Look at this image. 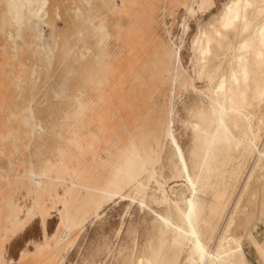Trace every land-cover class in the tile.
<instances>
[{
	"label": "rangeland",
	"instance_id": "rangeland-1",
	"mask_svg": "<svg viewBox=\"0 0 264 264\" xmlns=\"http://www.w3.org/2000/svg\"><path fill=\"white\" fill-rule=\"evenodd\" d=\"M229 1L215 0L216 6L211 10H198L196 0L50 2L51 19L48 24L27 21V31L21 39L20 28L11 20L9 11L6 16L3 15L7 10L6 0H0V16H4L0 23V57L3 61H0V77L7 87L4 90L10 96L6 100L0 99V190L5 189L8 195L13 196L21 219L26 217L36 198L30 190L31 182L25 177L31 171L33 162L41 166L58 147L66 145L68 136L75 129L84 134L97 132L96 124L81 125V128L72 126L71 116L81 107L80 102L85 97L97 96L94 90L100 87L102 69L107 73L108 81L115 80L108 86L105 100L107 113L116 118L111 127L113 137L102 142L99 157L89 151L74 152V171L68 183L58 184L55 190L44 196V205L48 210L45 225L50 236L57 232L61 222L59 197L66 191L74 199L84 202L94 197V200L102 201L100 216L93 215L95 205H91L84 215L90 220L71 238L75 244L59 254L63 264H116L124 247L129 246L139 252L149 238L153 219L167 208L160 200L163 192L175 198L182 191H187L190 184L186 178H171L172 170L166 160L163 161L164 176L157 174L155 178H149V174L145 173L140 178L146 184L145 199L136 195L137 183L126 185L111 200L101 198L93 184L102 177H105V182L111 178L113 165L122 162L132 141L143 152L153 146L157 148L156 130L160 127V136L163 135V128L175 116L172 113L175 108L178 111L176 133L188 160L186 148L191 131L183 121H188L187 109L194 104L197 94L182 92L180 79L190 81L195 76L192 51L195 43L199 44L211 19ZM192 6L197 9L195 15L190 13ZM102 23L107 24L110 32L104 43L99 32ZM117 23L122 28L124 42L127 45L130 43V49L137 53L133 65L130 64V57L126 58L123 54ZM11 33L14 39L10 37ZM15 40L18 42L15 43ZM110 59L121 62L123 68H115ZM81 68L86 69L85 72H80ZM175 85L177 90L173 93ZM206 85V81L196 80L197 87ZM26 107L33 109L34 118L30 122L26 120ZM260 111H256L254 116V132H259L264 138V129L261 132L263 125L258 119L262 117ZM165 142L162 139L163 145ZM253 159H249V165L254 163ZM80 167L86 168L88 173L83 182H79L77 176ZM244 178L233 173V191L243 186ZM100 183L104 184V181ZM185 194L190 195V192ZM153 195L157 197L156 201ZM251 205L250 211H256V218L249 222L248 227L264 244V214L260 215L258 206ZM1 211L0 204V218L3 219ZM14 213L12 209L8 210V225L15 219ZM5 226L0 223V236H5ZM130 228L135 230L133 236L130 235ZM238 233L245 235L246 230L240 228ZM170 236L168 232V238ZM43 240L42 215L38 213L25 227L4 241L3 249H0V264H41V260L34 261L31 255L26 260L21 256L23 251H34L36 243ZM244 248L252 264H263L248 241H245ZM183 253L179 264H190L186 260L190 255L188 246Z\"/></svg>",
	"mask_w": 264,
	"mask_h": 264
},
{
	"label": "bare ground",
	"instance_id": "bare-ground-1",
	"mask_svg": "<svg viewBox=\"0 0 264 264\" xmlns=\"http://www.w3.org/2000/svg\"><path fill=\"white\" fill-rule=\"evenodd\" d=\"M50 2L6 0L7 10L3 15L6 16L9 11L11 20L20 28L19 34L23 39V34L27 31L25 30L27 21L29 23L43 21L48 24L51 16ZM196 3L198 10H211L216 6L215 0H196ZM196 12V7L192 6L190 13L195 15ZM3 15L0 16V23ZM116 28L123 54L126 58L130 57V64L133 65L137 53L130 49V43L127 45L124 42L119 23L116 24ZM205 30L201 41L199 44L195 43L192 50L195 76L190 81L181 78L179 84L182 92L193 91L197 94L196 101L187 109L188 121H183L188 124L186 127L191 131L190 143L186 148L188 160L176 133L175 120L178 111L174 107L175 111L172 110V113L174 112L175 116L163 128V138L159 133L160 127L156 130L157 148L153 146L143 152L136 142L132 141L122 162L113 165L110 179L105 182V177H102L95 184L91 181L94 189L100 192L101 198L111 200L120 194L126 185L137 183L135 193L145 199L146 184L145 181H140V178L145 173L149 174V178H155L157 174L164 176L163 161L166 160L172 170L171 178L185 177L190 184L189 187L186 186L190 195L185 194L187 191H182L173 198L163 192L160 200L167 208L165 212L157 213L153 219L149 238L139 252L129 246L124 247L116 264H179L182 262L180 260L185 254L183 252L186 246L190 255L185 258L190 264H252L244 248L245 241L255 248L259 260L264 264V244L248 227L249 222L256 218V211H250L251 203L254 207L258 206L260 215L264 214V138L259 132H254L253 123L256 111L258 113L260 109L259 114H262V117L258 119L263 125L261 132L263 131L264 0L226 2L222 10L209 22L208 30ZM99 32L101 41L106 42L110 36L106 23L99 26ZM10 37L14 39L13 33ZM17 42L15 40V43ZM110 60L118 70L123 68L118 60ZM0 61L3 63L2 57ZM85 70L81 68L80 72ZM101 72L100 87L94 90L97 96L87 94L88 97L80 102L81 107L73 113L72 121L70 120L72 126L76 128L96 124L98 131L84 134L75 129L70 136L67 135L66 145L58 147L41 166L34 164L33 160V167L25 177L31 182L30 190L35 193L36 198L24 219L20 217V210L16 209L13 196L8 195L5 189L0 190L3 217L0 218V223L6 224L5 236H0L1 250L4 241L12 233L25 227L36 214L41 213L44 240L36 243L34 251H23L21 259L26 260L31 255L34 261L41 260V264H63L59 254L75 244L71 238L90 220L89 216L84 215L88 213L91 205H95L93 215L100 216L99 211L102 207L100 199L88 198L84 202L74 199L70 192L66 191L59 197L62 205L61 222L57 232L50 236L45 225L48 210L44 205V196L55 190L58 184L68 183L74 171L72 164L74 152L89 151L95 157H99L102 142L113 137L111 127L116 118L107 113L105 100L107 88L115 80L108 81L104 69ZM197 79L206 81L207 85L197 87ZM165 83L164 81V85ZM6 88L0 77V99L6 100L10 97L4 90ZM176 90L177 85L172 92L176 93ZM24 111L26 120L30 122L34 118L33 109L26 107ZM162 139L166 140L164 145ZM249 159H253L254 163L249 165ZM233 173L245 177L244 184L238 191H233L232 188ZM87 174L86 168L80 167L77 175L79 182L85 181ZM102 180L104 184L100 183ZM153 198L157 200L154 195ZM140 203L143 204L144 201ZM9 209L15 212V219L8 225ZM240 228L246 230L245 235L238 233ZM134 234L135 230L131 229L130 235Z\"/></svg>",
	"mask_w": 264,
	"mask_h": 264
},
{
	"label": "crops",
	"instance_id": "crops-1",
	"mask_svg": "<svg viewBox=\"0 0 264 264\" xmlns=\"http://www.w3.org/2000/svg\"><path fill=\"white\" fill-rule=\"evenodd\" d=\"M51 2H67L68 0H50ZM252 247V246H251Z\"/></svg>",
	"mask_w": 264,
	"mask_h": 264
}]
</instances>
